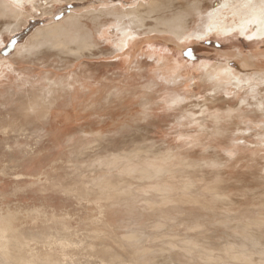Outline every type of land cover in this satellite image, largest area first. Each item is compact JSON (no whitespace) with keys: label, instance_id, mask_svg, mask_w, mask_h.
Instances as JSON below:
<instances>
[{"label":"rangeland","instance_id":"obj_1","mask_svg":"<svg viewBox=\"0 0 264 264\" xmlns=\"http://www.w3.org/2000/svg\"><path fill=\"white\" fill-rule=\"evenodd\" d=\"M20 1L6 12L12 13L14 7L22 13L21 18L0 15V253L9 257L11 249H4L8 245L9 248L15 246L4 240L13 235L20 241L16 247H37L42 257L47 255L48 247H58V238L82 243L69 247L99 250L110 247L124 257H128L131 247H149V250L154 247L220 248L225 245L224 241L239 238L224 235L223 225L242 220L244 212L255 215L251 209L264 203V155L261 152L264 146L257 134L264 132V89L253 95L248 92L249 87L233 88L231 93L220 92L210 97L209 85L201 81L198 64L202 61L223 64L238 59L239 64L241 57L250 68L263 71L264 42L249 39L236 30L187 41L179 48L169 40L158 39L157 44L156 39H150L152 34L141 33L122 50L115 51L111 42L115 33L110 24H106L110 18L101 16L94 23L83 18L65 25L70 34L85 33L92 30L94 24H105V29L110 27L105 35L107 39L97 41L98 49L93 50L92 56L86 53V57H79L55 48V44L45 45L38 40L41 37L32 35L35 31L45 34L44 28L61 23L70 13L81 15L111 6L127 10L135 6L140 13L144 12V21L141 20L144 26L160 28L173 20L174 24L183 23L191 30L200 21L197 13L208 11L219 0H70L57 4L55 9L50 0ZM148 4H152V9ZM50 39L58 43L62 37L52 33ZM74 45L70 47H77ZM154 51L157 54H153ZM175 58H179L183 74L179 86L160 78V71L166 74L160 65L173 64ZM123 59L121 66L116 65ZM135 60L139 61L137 72ZM111 79L119 91L106 103L94 93L97 87L107 91L104 87ZM171 86L177 88L178 93L190 94V99L176 101L173 93L176 90H171ZM234 91L239 94L235 96ZM240 100H245V105L237 110ZM206 105L208 108L201 114L200 110ZM75 112L83 114L79 117ZM192 113L206 117L209 130L213 128V121H219L223 134L199 133L196 124L177 125L176 120L189 118ZM247 119V125L253 130L234 136L232 132L244 127ZM243 136H246L244 143ZM236 139L237 145L232 144ZM228 146L238 152L232 154L231 159L225 157L230 154L225 151ZM168 149L175 153L176 159L193 164L180 165L175 155H171L163 163L175 173L171 176L172 171H169L165 179L172 185H182L192 178L189 181L195 184L192 195L196 198L195 202L166 203L168 213L164 216L171 215L166 219L171 225L160 230L157 225L151 226L152 209L166 206L158 196L152 195L156 199L152 205L140 196L134 199L122 193L111 203L103 202L104 194L92 193L88 182L92 183L97 176H108L106 170L120 166L119 159L124 154L130 157L136 154L138 165L143 169L148 160L154 161L161 152H169ZM106 161L116 164L109 163L111 167L108 163L102 164ZM108 177L111 178L108 181L129 182L132 187L141 184L154 193L150 188L153 179ZM207 185L213 192L230 197L231 202L215 197L210 202L211 211H207L209 196H204ZM176 204L183 206V213L170 208ZM131 223L151 225L135 229ZM60 224L66 227L62 230ZM130 233L132 240H136L132 243L128 238ZM146 234L149 236L145 237ZM236 248L251 251L255 260L249 264H264V259L259 260L264 255L257 253L264 247ZM177 258L181 262L189 260L187 256ZM177 258L175 260L179 261Z\"/></svg>","mask_w":264,"mask_h":264},{"label":"bare ground","instance_id":"obj_2","mask_svg":"<svg viewBox=\"0 0 264 264\" xmlns=\"http://www.w3.org/2000/svg\"><path fill=\"white\" fill-rule=\"evenodd\" d=\"M50 1L52 3L51 6L53 7V9L56 8L57 4H60V3L62 4V2H70V0H50ZM194 1L200 2L201 0H194ZM19 3H21L20 0H0V15H13L14 19L21 18L22 13L17 11V9L14 7L12 9V13L7 14L6 12L7 8H10L11 6L15 4H19ZM148 5L150 7V5L152 4H148ZM134 7L130 8V10H127V9L120 8V6H111V7H103L97 10H90L88 12H83L81 15L70 13L68 17L64 19L61 23H58V24L55 23L50 29L44 28L43 32L45 34H40L39 31H35L32 36L39 37V38L41 37V39H38V40H41L44 44L46 43L45 45L55 44L56 46L55 48L57 49L62 48L64 49L63 52H65L66 50L69 54H74L75 56H79V57H86L85 56L86 53L92 56L93 50L98 49L97 41L101 38L103 39L106 35V32H108L107 28H110V27H107V26L109 24L112 28L111 31L115 33L114 34L115 39H111L112 40L111 42L113 44V48L115 51L122 50L125 46L128 45V43H132V41L134 40V37L138 36L141 33H144L147 35L154 34L153 36L151 35L152 37L150 36V39L152 40L156 39L157 44H158V39H161L163 41L169 40L171 41V43L173 42L175 46L179 48L181 47L179 45H183V43L187 41L198 40L205 36H209L213 33L226 34V33L234 32L236 30H238V32L243 33L249 39L256 38V39H260L261 40L260 42H264V0H219L217 1L216 5L214 7H211L208 11H205L203 13H200V12L197 13V18L200 21L199 22L197 21L198 23L197 26L191 30L188 29L186 25H184L183 23L174 24L173 20L169 21L166 24H163V26H160V28L157 27V25L154 27H149V25L148 26L141 25V20L144 21L143 20L144 18L142 16L144 12L141 11L142 13L141 14L139 12L140 10L138 9L136 10ZM101 16H105V18L106 17L110 18L109 22L108 23L106 22L107 24L106 29H105V24H94V28H92V30L86 31L85 33L81 32L82 33L81 34L80 32L77 31L76 33L70 34V31L65 26V25H70L71 20H73V22L76 23L78 20L80 21V19L88 18L93 22ZM52 33H55L56 36L57 34H59L63 40L60 39L58 43L54 42L52 39H50ZM73 43L77 47H70V44H73ZM153 43H155V41H153ZM146 44H148V42ZM32 48H35V45H32ZM153 54H157V53L154 51ZM178 59L175 58L174 63L172 62L173 64L169 62L167 63L161 62L162 64L160 65L161 70H166V74L160 71V78H162L166 82H170L173 86H179L178 84L181 85V82H182L183 74L181 73L180 63ZM242 59L240 57L239 64L237 63L239 59L236 62L234 60H231L223 64L208 63L205 61H202L200 64H198L199 69L201 70L200 71L201 81H203L204 84L209 85L208 90L211 91V93H209L210 97L220 92L227 94L230 91H233L232 90L233 88L238 90L244 87H249L248 92L253 95L258 93L260 89H264L260 87L262 85L264 87V69L263 71L254 70L255 68H250L249 65H247L245 61H242ZM251 60L253 61V57ZM122 62H124V59L123 61L120 60V62L116 65L121 66ZM138 63H139L138 60H135V62L133 63L134 67L136 66L135 72L140 70ZM155 69L156 67L154 68V70ZM154 70H153V73H154ZM118 72L120 73L121 71H118ZM136 74L138 73H135V75ZM113 83L114 82L112 79L109 80V84L106 85V87H104V88H108L107 91H105L102 87H97V91L94 94L96 96H99L98 98L102 99V101L108 103L110 99L113 97V94L116 92L118 93L119 91L118 86L117 85L115 86ZM111 84H113V87L111 86ZM152 84L157 85L156 82H152ZM104 85L105 84H103V86ZM170 89L176 90V92H173L177 96L176 101L184 102L190 99L191 97L190 94H188L187 92L178 93L177 88L175 87L171 86ZM102 92H105L103 96H102ZM234 92H235L234 93L235 96L236 94L237 95L239 94L236 91ZM244 102L245 100H240L236 104V109L239 110L240 108H242L245 105ZM207 108L208 106L206 105L205 108L200 110V113L201 114L204 113V109H207ZM75 113L79 117H81V115L83 114L79 112H75ZM248 121H249L248 119L245 120L243 123L244 127L238 128L236 132H232V134L234 136H237V135H243L244 133H250L253 129L249 128V126L247 125ZM176 122L178 126H183V127H189V125L196 124L199 126V129H197L199 133L222 135L224 132L223 125L219 121H213V124H214L213 128L209 130L208 127L206 126V122H207L206 117H203V116L198 117L194 113H192L189 116V118H179L178 120H176ZM257 134L260 135L259 137L261 138L263 142V146H264V140H263L264 132H258ZM245 137L246 136H243V143L246 140ZM232 144L237 145V139L233 140ZM232 144H231V147H232ZM239 148L240 146L237 148L238 151H239ZM262 150L263 151L261 152H263V155H264V148ZM225 151L230 152V154L228 153L229 157L225 156L229 159L232 158L231 157L232 154L234 155L238 154V152L236 153L235 150H232L230 148V146L226 147ZM171 153H174V152L173 151L171 152L170 150L169 152H167V150H165L163 153L162 152L161 154L159 153L160 156H157L154 161L148 160V163L143 169H141L138 165V162H137L138 157L136 156V154L134 156L131 155V157L127 154H124L123 157L119 159L121 161L116 160L120 162V163L117 162V164L119 163L120 166L114 165V169H112L111 167L112 165L110 166V164L115 163V161H111V162L106 161L102 163V164L110 163L109 166L111 167V169L110 168L107 170L105 169L107 174H109L108 176L116 175L117 179L119 180H124L123 179L124 177H126L127 179H131V178L137 179V181L143 180V179H153L152 180L153 184L150 185V188H152L153 189L152 191H154L153 194L152 192H148L147 190H145L147 188L144 189V186L141 185L140 183H139L140 185L132 187V184H129V182L127 184H122L123 182L118 183L119 181L117 182L116 180L115 182L108 181L111 178L109 179V177L106 174H104L103 176L101 175V177L100 176L95 177L92 183L89 184L88 182V185L91 188L92 193L104 194L103 202L108 200L111 203V201L114 198L119 197L121 193L125 195H129L133 198L140 196L143 200H145L146 202L152 205L153 203H155V200H156V199L154 200L155 198L154 196H158L157 198H160L159 201L162 202V204L163 203L166 204L171 201L173 202L174 200H183V201L189 200V201L195 202L196 198L194 197V195H192L194 191L193 190L194 188L192 189V187L195 184H193V180L189 181L192 178L189 179L187 177L189 180L186 181V183L182 185H172V182H170L168 179H165L166 178L165 176L168 175L169 171H172V173L171 172L169 173L171 176H173L175 173L173 169L168 167V165L167 166L164 165L163 163L166 158L170 157L171 155H175V153L174 154H171ZM174 159H176V155ZM175 161H177V163H179L180 165L193 164V163H189L188 161L183 162L180 159L179 160L176 159ZM123 165H126V166H123ZM114 172L116 173L113 174ZM184 185H186L185 188H183ZM208 186L209 185H207L205 188L206 189L205 191L207 193L204 194L205 197L209 196L208 197L209 202L206 205L208 209L207 211H211L212 207L210 206V202L215 197L218 200L221 199L225 203L231 202L230 197H228L227 195L219 191H217V193L213 192V190H211V188H208ZM96 197L98 196L96 195ZM128 207L130 209V206ZM167 208H168V204H166V206L160 205V208L158 207V208L152 209V213H151V217L153 219L152 225L144 224L140 226V225H134L131 223V225H133L132 228L136 229L139 227L157 225V227L160 230V228L164 227L165 225H171L166 220L171 215H169L168 217L164 216V214H166L167 212L166 211ZM170 208L177 209L176 212L178 213L184 212L183 206L179 204L173 205V207H170ZM263 210H264V203L260 204L254 209H251L253 213H256L255 215L244 212L242 214L243 219L238 221L237 223H234V224L233 223H227V224L223 223L224 224L223 226L225 228L223 232L224 235L226 236L228 235L231 237L236 236V238L239 237L234 240L224 241L225 247L224 246L220 248L218 247H196V248L195 247H154V249H151V250H149L150 249L149 247H141L143 249H140L137 247L135 248L131 247V249H129L128 247H126L130 251H129V254H127L128 257H124L122 253L116 252L114 249H113L114 251L113 250L111 251L110 247H103V248L101 247L100 250L99 248L97 249L95 247L93 248L92 247L91 248L79 247V246L69 247V246H73L74 244L80 245L82 243L80 241L71 242L65 238H58L56 240L58 247H48L47 249H45L47 255L45 257H42L40 255V249H38L37 247H21V245L20 247H16V246H19L20 241L17 237L13 235V237H6L4 241L9 242V244L15 247L10 246L9 248L8 247L9 245L7 246L6 249H4L5 247H2L6 251L7 249L8 250L11 249V251H9L10 253L9 257L0 253L1 254L0 264H227V263L249 264L252 260H255L252 257L251 251L248 249H242V248L238 249L236 247H264V213H263ZM210 223L212 222L210 221ZM218 223H219V220H218ZM60 225H61L62 230L64 229V227H66L64 224H60ZM187 229H191V228L188 227ZM146 236H149V235L146 234L145 237ZM132 237L133 235L130 233L128 238L132 240ZM134 241L132 240L130 242L132 243ZM21 244H23V242ZM94 248L97 250H95ZM191 249H193L194 251H192ZM195 252H197V254ZM257 253L258 254L261 253L262 255H264V250L263 251L257 250ZM182 256L189 257V260L185 262H181L177 257H182ZM175 258H177L179 261L175 260ZM263 259H264V256L260 257L259 260L262 261Z\"/></svg>","mask_w":264,"mask_h":264}]
</instances>
